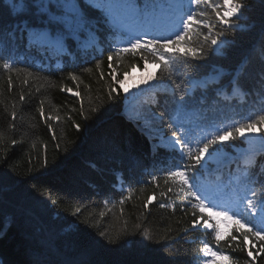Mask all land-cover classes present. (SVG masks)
Returning a JSON list of instances; mask_svg holds the SVG:
<instances>
[{
  "label": "trees",
  "instance_id": "trees-1",
  "mask_svg": "<svg viewBox=\"0 0 264 264\" xmlns=\"http://www.w3.org/2000/svg\"><path fill=\"white\" fill-rule=\"evenodd\" d=\"M137 2L141 8L148 5V13L168 3ZM242 2L247 11L222 38L226 44L217 52L207 51L201 61L177 62L174 79L186 89L188 101L178 112L175 101L181 92L167 71L161 73L151 62L145 65L139 53L113 57L109 67L108 56L121 41L105 23L102 8L81 12L91 34L79 29L63 49L44 53L30 49L18 32L14 39L11 32L17 22L39 24L46 0H16L17 7L23 4V21L16 19L8 0H0V59L10 58L24 69L20 73L0 69V264H210L211 257L202 249L205 242L217 249L214 232L192 228L191 209L187 215L180 211L186 197L165 179L168 170L184 161L179 152L160 145L171 138L169 125L177 121L196 140L216 126H231L264 110V0ZM208 19L218 23L214 14ZM179 47L183 50V45ZM194 79H203L208 86L190 90L188 80ZM234 80L242 87L234 89ZM157 85L165 89L157 90ZM67 89L79 91V98ZM21 92L26 96L23 103ZM81 100L88 119L81 115ZM40 101L45 120L40 117ZM48 115L60 118L51 121L55 140L45 122ZM259 128L251 142L242 137L232 145H220L222 151L196 176L197 182L203 187L224 184L231 190L230 177L241 186L249 176L264 181V143L259 140L264 133ZM12 139L18 143L11 144ZM220 155L231 162L216 172ZM169 186L172 192L167 191ZM252 186L260 192L258 183ZM153 195L146 210L144 204ZM161 203L175 205V213L160 208ZM77 209L81 212L74 216ZM203 215L208 218V211ZM211 222L218 224L222 235L220 250L230 256L229 260L217 256L216 264H245L251 260L249 250L255 256L259 245L244 248L238 225L227 226L216 217ZM144 229L152 240L144 238ZM169 229L177 239L164 240ZM255 264H264V253Z\"/></svg>",
  "mask_w": 264,
  "mask_h": 264
},
{
  "label": "snow or ice",
  "instance_id": "snow-or-ice-1",
  "mask_svg": "<svg viewBox=\"0 0 264 264\" xmlns=\"http://www.w3.org/2000/svg\"><path fill=\"white\" fill-rule=\"evenodd\" d=\"M9 3L12 10L16 12V19L23 21V4L17 7L16 0H9ZM189 4L191 6L186 11L182 0H176L174 4L169 5L172 15L166 26L160 28L152 22L155 17L149 19L148 5L141 8L137 0H119L118 3H111L110 0H88L87 4L81 3L80 0H47L42 9L39 24L27 21L17 22L11 35L15 39L16 33H20V39H26L29 48L37 52L48 53L51 50L63 49L66 40L73 34V26L79 29L87 27V21L81 15V12L83 10L90 11L93 8H102L107 14L105 23L110 20L112 26L110 30L118 33L123 41L121 46L111 50V54L108 56L109 67H112L113 57L118 58L122 53H131L132 55L139 53L145 61V65L151 62L156 65L161 73L167 71L172 84L180 89L181 95L175 101L176 109L180 112L186 109L188 101L186 100V89L174 79L177 62L201 61L205 58L207 51L217 52L220 45L227 43L222 38L237 27V22L248 8V5L243 3L242 0H189ZM49 7L51 11H49ZM208 9H211V13ZM221 12H223V17H221ZM11 14L10 11L9 15ZM211 14L215 15L218 23H213L212 20L208 19ZM2 34V31H0V35ZM180 45H183V50L179 47ZM262 55H264V49H262ZM96 67H100L99 63ZM192 67L198 68L200 65H192ZM0 69L8 73L24 71V69L17 66L16 61L10 58L0 59ZM70 78L73 81L78 80V77L74 74H70ZM27 83L28 80L25 79L24 84L27 85ZM145 83L147 84V81ZM188 83L191 84L192 81L188 80ZM232 84L234 89L242 87L239 80H234ZM261 84L264 85V80L261 81ZM197 86L207 87L208 85L206 82H201ZM12 88V76L9 75V92ZM64 90L61 89V91ZM67 91L72 92L71 89H67ZM127 91L125 90L126 94ZM72 95L78 98L80 96L79 91L72 92ZM25 98V94L21 92L19 101L23 103ZM109 99H113L111 91L109 92ZM43 105L44 101H40L39 113L41 119L45 120ZM92 111L96 112L98 109L93 108ZM81 115L88 119L83 111L82 100ZM11 118L13 121L16 120L15 110L11 113ZM59 119V116L48 115L45 121L49 132L52 133L53 140L56 139V136L51 121H58ZM257 125H260L258 131L264 133V110L254 118H249L243 122H237L223 128L216 126L213 131H209L201 138L193 140L190 130L177 121L169 125L173 129L171 138L167 140L166 144L160 145V147H168L179 152L184 161L182 165L168 170L165 179L166 184L172 181L178 187L179 192L186 197V202L182 204L180 211L187 215L188 209H191L193 219L190 224L192 228L202 226L214 232L217 249L213 250L207 242H205L202 249L205 256L211 257L210 264H216L217 256L225 260L230 259V256L225 255L219 248L222 235L218 224L211 222L213 217L224 216L238 225L237 232L240 234L244 248H247L249 243L252 244L253 249L257 247V244L259 245V250L255 256L253 251H247V256L251 260H246L245 264H255L256 258L264 253V181L253 180L249 176L247 181L235 190L233 196L221 200L213 191L203 187L196 180V176L207 168L209 161L222 151L220 145H232L233 142L242 137L251 142L256 138L253 134L257 132ZM9 127L15 128V125ZM76 127L79 130V126L76 125ZM259 140L264 143V136H260ZM17 143L16 139L11 140V144L15 145ZM262 171H264V168H262ZM156 180L157 177L153 176L152 182ZM257 183L260 192H257L256 188L252 186ZM167 191L172 192L173 187L169 186ZM153 200H155L154 195L144 204L146 210ZM120 203L123 204L124 200H121ZM159 207L162 209L171 208L173 213L176 211V206L173 204L161 203ZM205 210L209 213L208 218L203 215ZM80 212L81 210L77 209L73 215H78ZM182 231L186 232L187 229ZM105 235V232H100L101 237H105ZM143 236L148 240L153 239L146 229L143 230ZM177 238L173 235L171 229L164 236L165 241ZM231 240H237V236H232ZM108 242L112 243L113 241L109 240ZM165 246L169 245L166 244ZM206 264H209V262H206Z\"/></svg>",
  "mask_w": 264,
  "mask_h": 264
},
{
  "label": "rangeland",
  "instance_id": "rangeland-1",
  "mask_svg": "<svg viewBox=\"0 0 264 264\" xmlns=\"http://www.w3.org/2000/svg\"><path fill=\"white\" fill-rule=\"evenodd\" d=\"M8 1H9V0H8ZM169 1H173V3L176 2V0H169ZM110 2H111V3H118L119 0H110ZM46 3H47V0H46ZM182 3H183V7H184V6H185V3H186V0H182ZM164 8H166V6H165ZM184 10L186 11L185 7H184ZM170 13H171L170 9H169L167 12L165 11L164 18H165L166 20H164V22L167 23L168 19L170 18V17H169ZM156 16H157V14H154V13H153V17H155V19H157ZM109 21H110V20H109ZM158 22H159V21H158ZM73 28H74V29H77V28H75V26H73ZM215 75H216V74H214V76H215ZM201 82H205V81H204L203 79H194V80H192V85H191V87H190V90H193V89L197 86V84H198V83H201ZM156 88H157V90H163V89H165V88L161 87L160 85H157Z\"/></svg>",
  "mask_w": 264,
  "mask_h": 264
}]
</instances>
